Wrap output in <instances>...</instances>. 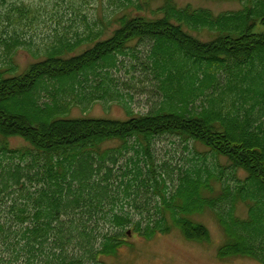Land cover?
I'll use <instances>...</instances> for the list:
<instances>
[{"label":"trees","instance_id":"1","mask_svg":"<svg viewBox=\"0 0 264 264\" xmlns=\"http://www.w3.org/2000/svg\"><path fill=\"white\" fill-rule=\"evenodd\" d=\"M125 1L108 22L87 23L73 38L56 35L30 50L34 60L23 71L12 73V58L0 65V151L8 157L0 161V264H105L102 257H115L130 232L150 239L178 228L200 240L206 230L193 215L206 208L225 235L218 257L235 252L264 264V0H235L239 8L218 13L163 0L152 15L132 13L127 7L139 5ZM4 2L0 33L12 31L0 40L10 51L24 45L17 27L33 14L21 3L13 15ZM144 40L149 54L139 61L134 47ZM138 64L152 74L161 98L133 115L119 84L125 88L134 75L120 81L118 71ZM94 102H115L129 116L68 115L72 106ZM165 135L190 141L193 157L210 153L227 163L216 161V172L196 163L180 167L168 188L151 152V142ZM15 136L28 145L8 147ZM139 152L156 198L123 210L109 179L122 170L120 158L141 176ZM40 165L29 185L21 181L23 167ZM129 188L126 182V196ZM238 203L246 217L235 214Z\"/></svg>","mask_w":264,"mask_h":264},{"label":"rangeland","instance_id":"2","mask_svg":"<svg viewBox=\"0 0 264 264\" xmlns=\"http://www.w3.org/2000/svg\"><path fill=\"white\" fill-rule=\"evenodd\" d=\"M176 5L183 6L190 4L192 6H202L211 9L218 13L224 10L237 9L240 3L235 0H173ZM124 4H121L123 3ZM163 0H132L134 5L127 7L132 13L152 15L153 9L162 4ZM24 3L32 10L31 18H23L22 23L17 27L18 38L24 41V45L17 47L12 54V50L4 45L0 40V65H6L9 59H13L16 64V69L12 72L17 74L25 69V67L34 60L30 50L36 51L45 43L51 41L56 35H66L67 37H74V30L83 32L86 29V24L93 26L98 23L99 19L103 23L108 22L111 16L121 13L126 9L125 0H5L3 9L9 10L13 15H16L14 5ZM12 27H9L2 34V37L8 38L11 34ZM9 31V32H8ZM10 41V39H8ZM133 45V44H132ZM135 52L138 55L139 61L146 60L149 54V41H140L136 43ZM127 62L132 61L138 63L136 59L126 56ZM126 62V63H127ZM120 81L129 80L128 78L134 75L132 81L125 88L119 84V89L122 92L124 102L129 107L130 114L137 115L148 112L151 108L157 107L160 100V89L157 82L152 79L153 76L146 69H142L140 64L134 69L130 68V72L126 73L120 69L118 71ZM46 92L41 94V100L47 98ZM40 101V100H39ZM72 106L68 113L69 116H93V117H110L118 119H126L129 114L125 109L115 102L102 104L94 102L91 105ZM196 102L195 105H198ZM8 147H21L28 145L21 137H9ZM188 144V145H187ZM181 141L178 137L172 135H165L156 137L151 142V152L154 160L157 163L156 170L159 171L164 178L168 188H172L178 180V169L186 165L198 164L199 166H207L211 171L216 172L219 163H227L224 157L216 160L210 153L197 154L194 156L191 142ZM196 149L202 153L206 150L205 147L197 144ZM128 156L133 155L136 159V154L133 150L127 153ZM139 162L141 167V176L137 172H133L132 162L120 158L118 166L122 170L130 167L131 171L121 173L122 170L115 169L114 174L109 181L114 184L117 190L119 200L116 202L117 206H122L123 210L132 211V206L135 201L142 203L146 198H150V204L154 203L155 192L152 186L153 181L150 174L146 170V156L139 152ZM198 156H202V160ZM192 158V159H188ZM0 161L2 163L8 162V157L3 155L0 151ZM17 161V159H15ZM187 167V166H186ZM42 172V167H23V177L26 185H29L28 176L36 178L35 171ZM229 168L222 173V178L229 181L231 173H226ZM238 174L243 177L244 173L238 171ZM159 177L158 175H156ZM143 180H141V178ZM142 181V183H141ZM128 182L131 184L129 194L124 193V184ZM35 183V182H34ZM145 185V186H144ZM216 186V185H215ZM138 201V202H139ZM235 214L239 217L247 216V208L243 203H238L235 209ZM138 218V216L136 215ZM196 222L204 225L205 230H202L200 240L186 238L178 228H172L167 233H157L150 239H145L135 233H129L127 237L128 244L121 246L114 256H103L105 264H262L258 260L239 254L230 252L225 257H218V247L223 244L225 235L222 232L213 212L206 208L201 212L193 215ZM90 264V263H89Z\"/></svg>","mask_w":264,"mask_h":264}]
</instances>
